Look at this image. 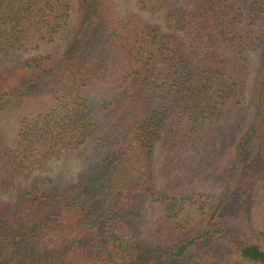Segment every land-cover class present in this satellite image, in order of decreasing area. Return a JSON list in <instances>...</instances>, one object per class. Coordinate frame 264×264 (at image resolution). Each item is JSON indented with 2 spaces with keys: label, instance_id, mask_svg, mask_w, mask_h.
I'll return each mask as SVG.
<instances>
[{
  "label": "trees",
  "instance_id": "1",
  "mask_svg": "<svg viewBox=\"0 0 264 264\" xmlns=\"http://www.w3.org/2000/svg\"><path fill=\"white\" fill-rule=\"evenodd\" d=\"M135 2L164 14L197 47L188 52L178 33L121 15L114 0H0V61L63 41L59 51L0 70V113L21 106L13 143L0 132V186L26 161L90 147L105 153L91 177L0 205V264L136 263L132 235L148 195L168 242L145 263L264 264L251 198L264 181V0ZM250 52L259 59L250 118L240 123L234 99ZM157 142L167 151L166 184L151 193ZM204 156L227 160L211 203L193 200L208 197L193 189ZM186 204L197 217L184 215Z\"/></svg>",
  "mask_w": 264,
  "mask_h": 264
},
{
  "label": "rangeland",
  "instance_id": "2",
  "mask_svg": "<svg viewBox=\"0 0 264 264\" xmlns=\"http://www.w3.org/2000/svg\"><path fill=\"white\" fill-rule=\"evenodd\" d=\"M118 11L121 15L133 13L142 18L144 21L157 27L162 33L173 34L178 33L187 43L188 52L191 48H196L197 44L188 40L187 36L178 32L171 23L167 21L165 15L160 12L148 11L140 7L135 0H114ZM62 36H57L50 43H45L41 48L28 51H13L9 53L5 59L0 61V70L3 67L19 62L31 55L38 53L53 52L62 47ZM197 51V49L193 50ZM193 55V54H192ZM259 56L256 52H250L246 59V77L242 88L237 92L234 99V107L236 111V120L240 123L247 121L250 118L251 111V86L257 66ZM98 97L94 92L89 94V100H92V107L98 111L101 110L100 104L97 101ZM21 106H14L0 113V132L7 144L11 145L16 134V120L20 112ZM102 111V110H101ZM99 114V116H101ZM218 146V144H216ZM166 150L157 142L154 146L151 161L150 172L152 179L151 193L162 191L166 184L164 175L161 172V164L166 154ZM172 155V154H171ZM105 153H98L93 147L85 148L83 151L64 152L57 158H48L41 163L30 161L25 162V168L21 169L12 178L9 187L4 190L0 186V205H9L14 203L19 196L31 190H37L43 193L57 192L65 187L78 182L83 177H91L96 169L100 166ZM179 155L177 156V158ZM176 158V159H177ZM175 159V160H176ZM99 165V166H98ZM199 170L202 175L196 178L194 190L202 189L207 193L208 197H200L197 195L193 200L198 202H212L215 194L220 190L223 179L227 173V160L221 157L210 159L204 156ZM180 173L174 170L170 176L173 178ZM178 176V175H177ZM187 182L186 178L184 180ZM187 186V185H186ZM188 187V186H187ZM189 190L187 189V192ZM154 196L148 195L139 203V211L141 216L136 221L135 231L132 235L133 256L138 258L133 264H147L152 261L154 255V245L161 247L167 244V238L157 232V218L162 210L159 204L153 200ZM252 212L253 220L256 221V226L264 231V181L259 182L253 189L252 193ZM192 206V205H191ZM194 207V206H192ZM195 216V212L189 204H186L185 214ZM197 217V216H195ZM175 241V240H170ZM150 256L151 261L147 262ZM144 257V258H143ZM144 259L145 261H142ZM135 262V261H134ZM147 262V263H145Z\"/></svg>",
  "mask_w": 264,
  "mask_h": 264
}]
</instances>
